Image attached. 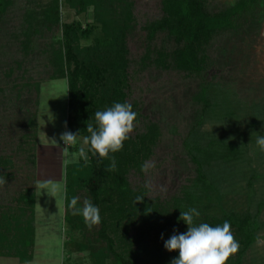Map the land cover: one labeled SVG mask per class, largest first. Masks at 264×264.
<instances>
[{
	"label": "trees",
	"instance_id": "obj_1",
	"mask_svg": "<svg viewBox=\"0 0 264 264\" xmlns=\"http://www.w3.org/2000/svg\"><path fill=\"white\" fill-rule=\"evenodd\" d=\"M61 1L77 15L92 9L94 22L101 30L90 24L83 27L78 21L60 25L58 0L45 8L39 7V0H27L29 9L22 15V29L14 31L11 39L28 54L32 39L51 37L61 30V41L56 46L48 41L42 51L48 55L50 79L67 83L66 131L79 132L78 138L84 140L89 135L87 124H95V112L116 102L131 104L139 114L124 148L110 153L115 157L114 169L112 159H99L91 152L87 163L79 160L66 166L65 221L81 237L72 244L75 250L88 253L93 264H171L178 252L167 251L164 241L174 230L177 234L186 232L187 225L179 220L181 212L197 208L201 213L197 223H231L240 247L227 264H245L249 252L264 240V160L254 163L252 158L264 155L256 146L258 137L264 136V132L259 133V129L264 131V96L259 103L250 102L256 108L243 115L244 130H236L225 140L214 132L205 133L204 127L213 125L215 117L233 124L231 117L235 114L230 110L222 114V98L218 95L219 89L226 87L202 79L199 91L191 98L201 110L195 112L194 122L182 140L194 175L168 199L151 197L146 185L148 172L142 171V166L155 157L161 127L142 116L139 103H130L129 97L132 72L173 71L185 79L199 80L213 64L209 49L216 41L258 31L264 22V0H237L232 7L216 12L210 10L208 0H158L160 17L140 27L133 0ZM15 3L0 0V27ZM95 31L102 35L96 38ZM136 32L142 47L135 61L129 38ZM90 38L92 46L80 47ZM237 103L241 108L248 105L247 101ZM28 122L35 126L32 117ZM137 125L142 126L141 130ZM255 131L257 136H253ZM2 162L10 165V161ZM82 189L100 209L98 225L89 227L81 215L72 214L69 203ZM35 203L33 191L25 190L14 199L16 208L10 204L0 206V259L32 261Z\"/></svg>",
	"mask_w": 264,
	"mask_h": 264
},
{
	"label": "rangeland",
	"instance_id": "obj_2",
	"mask_svg": "<svg viewBox=\"0 0 264 264\" xmlns=\"http://www.w3.org/2000/svg\"><path fill=\"white\" fill-rule=\"evenodd\" d=\"M15 1V9L8 12L0 27V160L10 161V165L0 164V178L6 179V183L0 185V206L10 204L16 208L14 199L25 190L33 191L36 198L34 246L31 262L1 258L0 264H93L88 253H79L73 247V242L81 237L65 221V169L77 163L79 148L87 149V145L80 138L72 147L64 146L59 140L67 125V83L64 79H50L52 69L47 62L48 55L42 50L48 41L54 46L61 41V30L51 37L44 35L32 39L31 52L26 54L11 35L22 29V15L29 8L27 0ZM51 1L39 0L37 3L40 8H45ZM58 1L60 25L78 21L83 27L90 24L101 30L94 22L92 9L84 15H77L61 0ZM133 1L139 27L160 17L158 0ZM236 2L208 0V6L216 12L230 8ZM138 34L132 33L129 38V49L135 61L142 47ZM100 35L102 33L95 31L96 38ZM93 43L90 38L81 42L80 47ZM209 56L213 64L196 81L173 71L162 73L151 69L141 74L131 73L129 102L139 103L142 116L158 124L162 133L155 157L148 164L154 167H149L146 175L151 197L170 198L185 179L194 175L182 140L194 122L195 112L201 110L191 98L199 91L202 79L206 82L214 80L226 87L219 89L218 95L222 98V114L228 110L235 114L231 117L234 118L233 124L215 117L213 125L204 127L205 133L214 132L225 140L236 130H244L243 115L256 108L250 106V102L259 103L264 96V22L256 33H237L224 41H216L209 49ZM132 68L137 70L135 65ZM237 100L247 101L248 105L238 107ZM31 117L35 121L34 127L28 122ZM141 127L137 125L138 130ZM262 132L263 129H259V133ZM257 134L255 131L253 136ZM251 149L254 151L257 147ZM252 158L254 163H261L264 155ZM78 194L80 205L84 199H89L85 189ZM262 214L264 221V211ZM245 264H264V240L249 252Z\"/></svg>",
	"mask_w": 264,
	"mask_h": 264
},
{
	"label": "clouds",
	"instance_id": "obj_3",
	"mask_svg": "<svg viewBox=\"0 0 264 264\" xmlns=\"http://www.w3.org/2000/svg\"><path fill=\"white\" fill-rule=\"evenodd\" d=\"M138 112L127 102H116L104 110H98L94 114L95 124H87L89 133L84 138L87 149L80 147L79 160L85 163L89 160L88 153L99 159H112V168H115L114 154L124 148V142L130 139V134L136 126ZM79 132L66 131L61 134L59 140L64 146L72 147L78 142ZM57 142V141H56ZM60 144L59 142H57ZM261 151H264V136H259L256 141ZM67 163V162H66ZM149 167L143 165L142 171L148 172ZM6 183V179L0 178V185ZM66 198V194H65ZM69 207L73 215H81L89 227L101 223L99 207L90 199H84L80 205L78 197H72ZM201 213L197 208H189L181 212L179 220L187 225L186 232L176 233L164 241V247L169 252H178V256L171 264H227L229 257L239 250V242L236 240L231 223L225 221L222 225L211 226L209 223L196 221ZM163 239V236L161 237Z\"/></svg>",
	"mask_w": 264,
	"mask_h": 264
}]
</instances>
